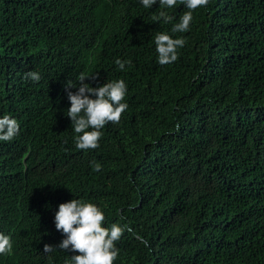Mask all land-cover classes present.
I'll return each mask as SVG.
<instances>
[{
    "label": "trees",
    "instance_id": "obj_1",
    "mask_svg": "<svg viewBox=\"0 0 264 264\" xmlns=\"http://www.w3.org/2000/svg\"><path fill=\"white\" fill-rule=\"evenodd\" d=\"M187 11L0 0V118L20 125L0 141V264H72L78 253L43 249L64 239L54 217L73 199L124 229L114 264H264V0H209L173 33ZM158 32L186 41L172 64L157 62ZM81 73L127 85L120 122L87 151L67 112Z\"/></svg>",
    "mask_w": 264,
    "mask_h": 264
},
{
    "label": "clouds",
    "instance_id": "obj_2",
    "mask_svg": "<svg viewBox=\"0 0 264 264\" xmlns=\"http://www.w3.org/2000/svg\"><path fill=\"white\" fill-rule=\"evenodd\" d=\"M189 11L185 12L173 28V33H183L189 30L192 21V11L207 6L209 0H180ZM145 8H151L157 0H141ZM161 8H173L177 0H159ZM165 23L173 17L165 12L160 13ZM158 64L169 65L177 61L178 48H182L186 41L183 38L173 39L170 35L158 32L155 36ZM119 70L123 71L130 60H115ZM95 78L79 75L78 86L72 81L66 83L67 97L70 108L67 110L71 126L76 134L75 145L78 150H94L99 147V140L103 133L101 129L108 123L118 124L122 114L128 108L122 103L127 93V85L123 80L106 82L103 86L90 87L85 80ZM25 79L39 82L40 74L33 71L25 74ZM75 88V92L68 89ZM92 97H95L94 99ZM20 125L8 115L0 118V141L9 142L19 134ZM89 129H92L89 131ZM94 163V171L99 172L101 165ZM105 216L103 212L92 203H85L78 199L62 203L54 217L55 228L64 239L57 246L45 244L43 252L51 253L55 249L64 252L78 253L71 256L72 264H114L119 249L115 242L123 235L124 229L113 224L111 228L103 227ZM11 238L0 233V255L11 254Z\"/></svg>",
    "mask_w": 264,
    "mask_h": 264
}]
</instances>
